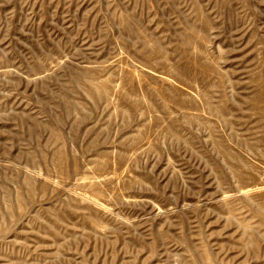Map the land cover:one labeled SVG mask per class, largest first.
<instances>
[{
  "label": "rangeland",
  "instance_id": "obj_1",
  "mask_svg": "<svg viewBox=\"0 0 264 264\" xmlns=\"http://www.w3.org/2000/svg\"><path fill=\"white\" fill-rule=\"evenodd\" d=\"M0 264H264V0H0Z\"/></svg>",
  "mask_w": 264,
  "mask_h": 264
}]
</instances>
